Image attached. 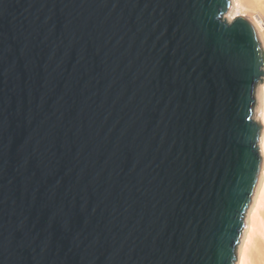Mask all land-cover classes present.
I'll use <instances>...</instances> for the list:
<instances>
[{
  "label": "water",
  "instance_id": "95a60500",
  "mask_svg": "<svg viewBox=\"0 0 264 264\" xmlns=\"http://www.w3.org/2000/svg\"><path fill=\"white\" fill-rule=\"evenodd\" d=\"M230 9L0 0V264H233L264 71Z\"/></svg>",
  "mask_w": 264,
  "mask_h": 264
},
{
  "label": "bare ground",
  "instance_id": "6f19581e",
  "mask_svg": "<svg viewBox=\"0 0 264 264\" xmlns=\"http://www.w3.org/2000/svg\"><path fill=\"white\" fill-rule=\"evenodd\" d=\"M231 9L223 13L226 21H232L236 16L246 17L254 26L261 44L264 71V5L248 3L247 0H230ZM247 7L250 15L247 14ZM256 88L255 121L260 124L258 149L260 154L259 172L255 181L242 226L239 243L235 252L233 264H239L240 253L246 242L251 250V258L247 264H260L259 249L264 244V74Z\"/></svg>",
  "mask_w": 264,
  "mask_h": 264
},
{
  "label": "snow or ice",
  "instance_id": "6c2138e0",
  "mask_svg": "<svg viewBox=\"0 0 264 264\" xmlns=\"http://www.w3.org/2000/svg\"><path fill=\"white\" fill-rule=\"evenodd\" d=\"M248 3H258L261 5H264V0H247ZM254 175H255V162L253 166V171L252 174L249 176L248 181H247V188L245 189V199L241 202L244 204V206H247V196L251 194L252 189L254 188ZM238 212L240 211L239 209L237 210ZM239 243V240L237 239L236 241ZM260 264H264V244L261 245L260 249ZM228 258L235 260V257L232 254V251L229 250ZM251 258V250L249 248V244L246 242L244 248L241 250L240 253V259H239V264H247V262Z\"/></svg>",
  "mask_w": 264,
  "mask_h": 264
},
{
  "label": "rangeland",
  "instance_id": "374dc122",
  "mask_svg": "<svg viewBox=\"0 0 264 264\" xmlns=\"http://www.w3.org/2000/svg\"><path fill=\"white\" fill-rule=\"evenodd\" d=\"M247 14L248 15H250V9H249V7H247ZM259 82V81H258ZM258 84V83H257ZM256 88H257V85H256ZM255 105H256V90H255V104H254V109H255ZM255 111V110H254ZM253 118H254V120H255V117H254V113H253ZM240 240V239H239Z\"/></svg>",
  "mask_w": 264,
  "mask_h": 264
}]
</instances>
